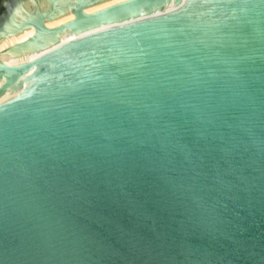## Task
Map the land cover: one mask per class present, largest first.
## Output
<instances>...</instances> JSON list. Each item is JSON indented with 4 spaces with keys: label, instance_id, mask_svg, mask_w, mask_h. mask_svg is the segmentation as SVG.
Returning <instances> with one entry per match:
<instances>
[{
    "label": "water",
    "instance_id": "water-1",
    "mask_svg": "<svg viewBox=\"0 0 264 264\" xmlns=\"http://www.w3.org/2000/svg\"><path fill=\"white\" fill-rule=\"evenodd\" d=\"M0 264H264V0H0Z\"/></svg>",
    "mask_w": 264,
    "mask_h": 264
},
{
    "label": "bare ground",
    "instance_id": "bare-ground-1",
    "mask_svg": "<svg viewBox=\"0 0 264 264\" xmlns=\"http://www.w3.org/2000/svg\"><path fill=\"white\" fill-rule=\"evenodd\" d=\"M37 71H38V68L33 67V69L30 71V73L26 76V78L23 81H21L18 85H15L9 88L7 91L1 94L0 95V108L19 100L20 94H17L14 97L16 91L37 83V80L32 78L37 73ZM6 80H7L6 75L3 74V77L0 81V88L5 84Z\"/></svg>",
    "mask_w": 264,
    "mask_h": 264
}]
</instances>
